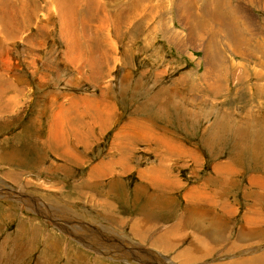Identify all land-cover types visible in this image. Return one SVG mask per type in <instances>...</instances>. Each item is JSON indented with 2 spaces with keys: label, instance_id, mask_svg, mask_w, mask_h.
I'll return each instance as SVG.
<instances>
[{
  "label": "rangeland",
  "instance_id": "1",
  "mask_svg": "<svg viewBox=\"0 0 264 264\" xmlns=\"http://www.w3.org/2000/svg\"><path fill=\"white\" fill-rule=\"evenodd\" d=\"M2 1L0 36L8 41L6 44L0 43V124L5 123L0 126V264H241L247 263V257L264 250V241H251L254 246L249 248L244 224L239 225L233 243L246 238L247 244L241 251L231 253L238 259L233 257L215 263L204 262L200 255L202 253L196 252L199 248L203 252L205 245H193L184 255L174 253L170 256L160 253L165 250L160 246L161 240L144 241L141 245L132 241V238L139 236L142 228L130 221L127 215L131 213L128 210L137 206L134 216L146 215L149 218L151 206L156 205L151 200L152 194H145L133 185L135 169L153 163L159 174L152 175L160 185L163 180L160 181L158 176L165 180L171 178L167 173L162 174V168L166 171L168 165L165 164L174 161L167 162L171 155L160 164L154 162L153 157L148 155V158L139 144L128 146L126 142L121 143L127 140V135L119 137L116 131L123 123L122 119L146 118L144 121L158 127L155 129L159 131L158 135L162 132L174 137L172 130L169 134L159 122L163 123V113L191 124L193 121L198 125L200 118L206 123V111L201 108L207 102L204 95H208L212 100L223 101L225 109L228 108L229 112L235 110L237 115H233L230 125H227V121L218 127L205 124L201 133L205 134L209 129L212 134L207 138H217L220 140L219 146L231 147L235 142L230 141L234 138H225L235 136L236 132L230 130L242 129L245 118L252 120L250 115L253 116L259 109L256 117L258 126L237 137L247 139L240 141L243 160L251 153L249 147H254L253 140L257 136L260 137L258 154L264 158V115L260 112L264 107V0H236L233 5H229L228 0H204L199 8L196 7V0H96L100 8L105 7L110 12V20L90 0V8L89 4L86 7L82 5L83 0H72L70 4H64V0H25L18 4L25 15L22 28L26 27L20 31L18 27L10 29L7 26L12 24L11 17L6 18V13L10 14L13 3ZM234 12L243 19L238 28L235 27ZM62 27H72V45L75 46L72 53L68 52L69 43L62 36ZM86 35L90 38V44ZM15 40L20 42H17L13 52L11 41ZM12 56L20 63H14ZM88 57L103 62L97 76L92 69L95 61L87 62ZM55 75L63 78H55ZM20 79L30 84L29 90L37 96L36 105L48 109V103L40 99L49 95L59 101L63 97L62 101L65 102L62 103L65 104L68 96H60V90L78 97L90 98L95 95L96 116L100 112L98 119L114 122L108 131L86 144L88 148L84 149L87 150L74 147H77L79 158V161L73 162H77V172L65 174L68 170L63 169L64 174L61 175L40 169L39 160L44 157L42 161L46 163L49 157L41 155L35 158L39 151L37 148L45 145L37 143V135L43 138L46 134L49 142H52V137L53 146L59 145L61 154L69 160H76L77 157L67 148L69 141L62 147V141L55 140L57 126L66 120L64 112L61 114L57 111L58 117H54L50 124L48 118L54 111L44 112L41 109L38 112L36 109L39 107L35 106L34 110L38 113L31 116L33 107H24L26 97L23 89L18 88L15 94L2 96L10 88V83L19 82ZM169 87L171 90L167 91ZM163 90L169 93L168 103L174 106L168 107L166 104L167 109L160 114L158 108L150 106L151 101L146 99L153 92L161 93ZM202 90L206 93L203 94ZM26 96L30 97L28 90ZM167 97L164 94V98ZM215 101H212V106L218 107L219 103ZM103 106L108 112L111 110L110 118L106 116ZM240 106L243 108H238ZM85 111L86 107L80 103L77 108L74 107L73 114H80L79 119H82L86 118ZM24 113L26 124L23 121ZM17 118L22 121L17 123ZM224 118H227L226 114ZM98 119L92 120L97 123ZM14 120L17 124L8 126ZM35 120L38 123L36 131L30 127ZM63 124L65 129V122ZM145 131L154 133L152 130ZM93 133H97V128L94 127ZM114 135L118 140L113 141ZM82 136L80 133L77 135ZM75 140L70 139L72 144H77ZM257 148L258 145L254 147L253 156H258ZM191 151L194 154L198 148L192 147ZM178 154L182 153L175 152L173 156L178 160L183 158ZM18 155L20 158H15ZM8 156L12 158L9 162ZM55 159L50 155V165L57 164ZM62 160L71 163L64 158ZM124 162L125 167L121 166ZM107 165L115 171L107 170ZM180 166L179 162L177 170ZM192 167L187 163L181 168L182 174L187 176V171L194 169L195 175L198 169ZM119 168L122 169L119 171ZM91 172L93 174L88 175ZM191 177L188 175L187 180L183 179L182 183L190 179L184 183L183 190L191 185ZM179 179L182 180L181 177ZM159 185L157 190L165 188ZM131 187L136 190L135 195L127 199L126 192ZM148 188L147 191L152 192ZM177 195L176 198L181 200ZM164 202L167 208L175 203V199ZM165 208L157 209L159 218ZM248 210L249 215L245 214V219L249 226L250 222H253V227L258 226L261 221L254 214L257 208L250 205ZM127 221L129 225H126Z\"/></svg>",
  "mask_w": 264,
  "mask_h": 264
},
{
  "label": "crops",
  "instance_id": "2",
  "mask_svg": "<svg viewBox=\"0 0 264 264\" xmlns=\"http://www.w3.org/2000/svg\"><path fill=\"white\" fill-rule=\"evenodd\" d=\"M8 1L13 4L11 6L12 10L9 12L10 14L8 15L6 13V18L10 16L12 22L11 25H7V26L9 28L14 27L16 29L18 27L19 31L24 28L26 29L25 26L22 28L21 25L23 23V20L25 19L24 18L25 15H23V13L21 12L22 8H18V4H21L25 0H20V2L17 4L15 2H11L10 0ZM69 2H71V0H69ZM69 2L68 0H64V4H69ZM82 2H83L82 3L83 6L86 7L89 4V8H90V3L88 0L85 1L83 0ZM94 3L96 4L95 1ZM96 5L98 10L100 5L99 4ZM4 8L8 9L5 6ZM90 11L92 12L91 9ZM7 41L8 40L0 36V43L6 44ZM18 41L19 40L11 41L13 42V47H12L13 52L15 51V47H16L15 45L17 44ZM11 42H9L8 44H10ZM73 48L75 49L74 45ZM12 57L15 60L14 63H20L14 56ZM24 57L26 58V54L24 55ZM90 60H92V58L88 57L87 62H89ZM24 78L26 81L25 71H24ZM55 78L60 79L63 77L59 75H55ZM21 80L24 79H20L19 82L10 83L11 84L10 88L6 92H4L2 96H8L11 94L13 95L17 91L16 89L18 88L23 89L22 92L24 93V98L26 97L24 102L25 104L24 107L26 106L28 108V106L30 105L33 107V114L31 116L37 115V113L41 109H44V112L46 110L54 111L53 115L48 118L50 124L53 121L54 117L56 118L58 117L59 113L57 111H60L61 114L64 112L63 115L65 114L66 120L65 119L62 120L61 125L57 126V132L54 135L55 140L58 139L59 141H62V147L63 145L65 146L67 143L70 142L69 144H67V148H70L73 154H75V156L77 157L76 160H72V161L69 160V158L61 154V148H59V145L57 147L53 146L52 142L54 141V139L52 137H51L52 142H49V138L47 137L46 134H44L43 138H41L40 135H37L36 137L37 143L38 144L42 143L45 145L42 146L41 149L37 148V150L39 151L37 153L38 156L36 155L35 158L41 155H46L47 158L49 157L46 163L42 161L44 157L42 158V160L41 159L39 160V162H41V164H39L40 169L43 170L44 172L52 171L55 174L59 173L61 175L64 174L63 169L68 170V172L65 174H71L73 172H77L78 168L75 166L77 162L75 163L73 162L79 161L78 160L79 158L78 155L76 154L77 147L76 148L74 147L78 146L79 148H82L84 151L87 150L84 149V148H88L86 144L88 142L94 141V139H96L97 136H100L106 131H108V128L111 127V123L114 122H112V120L107 122L106 120L98 119V115H100V112L96 116L95 105L97 104L96 101L97 97H95V95L92 97L90 96V98L88 96L78 97V95L72 94L71 92L60 90L59 93L60 96L64 94L68 96L66 103L65 104L62 103L65 102L62 101L64 100L63 97L59 101L55 97L49 95L47 97H43L42 99H40L43 101V103H48V109L47 108L45 109L40 105L35 104V102H37L35 100L37 96H35L33 93H31V90H29L28 86H30V84L23 81L21 82ZM26 90L29 91L30 97L26 96ZM170 90L171 88L169 87L167 91ZM167 91L163 90L161 91V93L159 91H155L146 99V101H151L150 106L154 105L156 108H158L157 110L160 114H162V112H164L165 109H167L166 104L168 107L174 106V104L168 103L170 100L169 99L170 96ZM204 91L205 90H202L203 94L206 93V91L205 92ZM164 94L168 95L166 99L164 98ZM31 95L33 96V98L31 97ZM204 96L207 102L206 103L204 102L205 105H203L201 109L206 111V115H205V118L207 119L206 123L203 122V119L200 118L198 125H196V122L194 123L192 121L194 127L191 128L192 124L190 122L187 123L188 121L186 120H178L180 118H176L174 115H170L171 117H167V115L169 116V114L163 113V117H164L162 118L163 123H161V121L159 122L161 125H163L164 127L163 130L167 131L169 134L171 133L172 130L174 137L168 134L164 135L165 133L162 132H160V135H158L159 131L155 130L158 129V127L155 126L154 124H150L144 121L146 118L145 119L133 118V119H128L127 121L124 119L121 120V122H123L122 123L123 126L122 124H120L118 126V129L121 126L122 130L117 129L116 131L118 132L119 137H122L123 135L124 136L127 135V140H124L121 143L126 142L128 146H131V144L134 143L139 144L143 148L141 150L143 151L145 150V152L147 153V155L146 154L145 155L148 158H149L148 155L153 157L154 162L157 161L156 163L160 164L164 162L171 155H172L171 158L167 162L171 161L172 159L174 161L170 164H165L168 165L166 171H164L162 168L161 170L162 174L167 173L168 175H171V178L169 180L168 179L165 180L162 177L160 178L158 176L160 181L161 179L163 180L161 181L160 185L158 179H156L155 176H153L154 173L159 174L158 169L156 168V166L154 167L153 163L150 165L139 166V168L135 169L134 172L136 174L135 175L136 177L134 176L133 185L136 186V188L142 189L145 194H152L153 197L151 200L156 205L151 206L149 218L146 215L134 216L135 211L138 208L137 206H134V209L132 207V209L128 210V212H130L131 215H127V217L130 218L131 222L134 221L136 226L139 225V227L142 228V230L139 231V236H137L138 233L136 232L137 237L134 236L135 237L134 239L131 237L132 238L131 240L134 241L137 245L138 244L141 245L142 242L144 241L145 243L148 242L150 243L154 239H156L155 241L157 242L161 240L159 242L162 243L160 244V246L165 248V250L164 251L161 250L160 253H167V255L170 256H172L174 253H182L184 255V253H187L189 249H191V246L193 245L194 246L205 245V250L203 252L200 248L196 250V252L202 253L200 254L201 256H203L201 257V259H206L208 258V256H211V257L220 258L221 260H226L228 258L237 257L233 255L231 256L232 251H238L241 248L244 249V246H246L247 244L246 238L241 240L239 243L234 244L235 243L234 239L236 237V234L238 232V227L240 224H244L243 225V227L245 228L244 230L247 231V234L245 236L249 238L248 240L249 242L247 245L249 246L250 249L254 246V243L251 241H257V242L264 241V158L262 155L258 154L260 152L259 150L260 137L257 136L253 140L255 143V144L253 143L254 147H257L258 145V148L256 149L257 151L256 154H258V156H253V153L255 154V152H254V147L251 145L249 147L251 153L247 155L246 160H243L241 158L240 141H246L247 139L241 140L240 139L241 137H237V135L246 134L248 131L251 130V128H255L258 126L259 123L257 122L256 117L259 115L258 114L259 109H257V113L256 114L254 113L253 116L250 114L247 115V116L250 115V119L252 120L247 121V119L245 118L246 124L244 123L242 125L243 127L242 129H240L239 131L236 129L230 130L233 133L236 132L235 136L229 137L228 135L225 138V140L234 138L230 141V142H235L231 147L219 146L218 142H220V140L217 138H215V140H212L211 138H207V136H211L212 134L211 130L207 129L205 131V134H202L201 133L202 127L204 129L205 124H207V126L209 125L210 127L211 126L218 127L220 126V124H223L224 121H227V125H230V123L233 121V117H234L233 115L235 114L237 115V113L235 110L234 112L233 111L229 112L228 108L225 109V106L223 105V101H217V100L215 101L208 98V95L207 96L204 95ZM79 99L80 102H78ZM12 101L14 102V99ZM212 101L219 103V106L218 107L212 106ZM80 103L86 107L87 110V112L85 111L86 118L79 119V116L81 117L80 114L78 115H76L77 113L73 114L74 107L77 108V105ZM204 103L201 102V104ZM35 106L39 107V109H36L38 111L37 113L34 110ZM60 108L63 109L60 110ZM238 108L242 109L243 106H240ZM262 108L260 112H263L261 114L264 115V110ZM103 110H105V106H103ZM236 110L238 109L236 108ZM251 111L253 112V107L251 108ZM49 112H47L46 114L49 115ZM105 112H106V116L110 118L111 110H109L108 112V110L106 109ZM225 114L227 116L226 119L224 118ZM172 116H174V118ZM76 117L78 119H76ZM201 117L203 118V115H201ZM35 118L38 119V117ZM96 118L98 119L97 123L95 122ZM18 119L19 118H17V120ZM23 119H25L23 120L25 122L26 113H24ZM72 119H74V123H72ZM15 121L16 120L11 122V125L8 126L14 127L15 124H17L22 120L19 119L17 123H15ZM36 121L37 120H35L33 125L30 126L34 131H36V125L38 124ZM63 122H65L66 124L65 129L63 127L64 125ZM202 122L204 123V125L202 124ZM263 123L264 122H262V124ZM4 124L5 123L0 124V126L1 125L3 126ZM33 127H35V129ZM94 127L97 128V133L95 134L93 133ZM145 130H150V131L152 130L154 133L151 132L148 133ZM142 132H146V133H142ZM79 133L83 136L77 137ZM115 136L116 135L113 136L114 139L113 141L118 140L115 139ZM49 137H50V130H49ZM71 138L72 140L76 138L75 142L77 144H72V142L70 141ZM8 140L10 142L13 141L12 139H8ZM192 147L195 148L197 147L198 152L194 151V154H192L191 151ZM164 150L166 152H164ZM103 151L104 150H102V152ZM175 152L182 153L178 155H182L183 158L178 160L176 157L173 156L175 155ZM50 155H52L54 159L55 158L57 159V160L55 159V162L57 164L50 165L49 163ZM121 155L122 154L120 153V156ZM8 157L9 159L7 161L9 162L12 160V158H10V156ZM33 157L34 156L32 155L31 158ZM125 157L126 155H124L123 161H125ZM198 157H201V159ZM206 157L211 160L210 161L206 160L205 159ZM15 158H20V157L18 155ZM22 158H26V157H22ZM61 158L70 161L72 164L63 161ZM243 158L245 159V157ZM179 162L181 166L177 170L176 165L178 166ZM187 163L189 166H193L192 168H196L198 170L195 175H194L195 173L194 169H192L191 171H187L188 172L187 176L188 175L192 176L191 177L192 183L190 186L186 187L187 190H183V188L185 187L184 183L190 180L189 179L188 181L182 183L183 179L186 180L188 179L186 174H182L181 172V168H184L187 165ZM121 166L125 167L126 163L124 162ZM173 166L175 172L173 171ZM36 167H38V165ZM106 169L109 170L110 166L107 165ZM121 169L122 168H119V171ZM110 171L114 172L115 170H113L112 168L110 169ZM87 172L88 170L86 171V173ZM93 172H95V170H93ZM93 172H91L88 175L93 174ZM164 176H166V174ZM179 177H181L182 180L179 179ZM204 178L205 180L203 184H201ZM158 185L160 187L164 186L165 188L163 189L162 187L161 190H157ZM147 187H149L148 189L151 190L152 192L147 191ZM127 190H129V192H126L127 199L135 195L136 190L133 187L128 188ZM177 194L180 195L181 200H178V198H176ZM147 197L149 196L147 195ZM156 199L158 201H156ZM166 199H172V200L175 199V203L172 202L173 205H170L169 207L165 208L164 200ZM106 202L108 203V200H106ZM250 205H253L257 208V211L254 214L261 221L258 226L253 227L252 225L253 222L252 223L250 222V226H249V222H247V220L245 219V214L249 215L248 208ZM159 208L161 209L165 208L164 214H162L160 218L156 213L158 211L157 209ZM153 220L154 221L156 220V222H152ZM235 222H237L238 225L237 228L234 229L233 238L229 240V236L231 231L233 230V225ZM126 225H129V221L126 222ZM148 225L151 226L149 227ZM252 228H256V230ZM127 229L129 230V228ZM226 253H230V254H226ZM257 253L258 255L256 254L253 257H247L245 259L248 264H264V250L259 251ZM236 261L238 260H235V262ZM216 262H219V260H217Z\"/></svg>",
  "mask_w": 264,
  "mask_h": 264
},
{
  "label": "bare ground",
  "instance_id": "3",
  "mask_svg": "<svg viewBox=\"0 0 264 264\" xmlns=\"http://www.w3.org/2000/svg\"><path fill=\"white\" fill-rule=\"evenodd\" d=\"M1 1V3L3 2L2 0H0ZM58 2H62V0H58ZM68 2H69V0H68ZM71 2H72V0H71ZM75 2V1H74ZM77 2H79L78 0H77ZM92 2V1H91ZM137 3V2H136ZM69 4H70V2H69ZM73 4V3H72ZM62 5V3L60 4V6ZM77 5V4H76ZM88 7H89V5H88ZM71 8V7H70ZM60 9H62V8H60ZM60 12V11H59ZM68 16V15H67ZM122 16V15H121ZM118 18V17H117ZM62 19H63V15H62ZM107 19V18H106ZM119 19V18H118ZM115 20V19H114ZM63 21V20H62ZM107 21V20H106ZM65 22V21H64ZM108 22V21H107ZM64 25H66V22L65 23H63ZM63 25V26H64ZM72 32L70 31V29H68L67 27L65 28V27H63V30H62V36L67 40V42L69 43V45H68V52L69 53H72L73 51H74V48H73V41H72V34H71ZM87 37H86V39L88 40V39H90L89 37H88V35H86ZM77 39V38H76ZM75 41V40H74ZM91 41V40H90ZM88 43H89V40H88ZM86 44V43H85ZM90 44V43H89ZM87 50H89V48L87 47ZM88 52H90V51H88ZM82 54V53H81ZM103 54V53H102ZM7 60V59H6ZM93 61H95L94 63H93V73H94V75H98V72H100V67H103L102 66V63H101V61H100V63H99V61L98 60H96V59H93L92 58V60H90L89 62H93ZM92 64V63H91ZM108 64V63H107ZM105 67V66H104ZM92 71V70H91ZM97 73V74H96ZM220 77V76H219ZM8 104V103H7ZM196 259V258H195ZM239 261V260H238ZM263 261V260H262ZM241 264H248V263H241Z\"/></svg>",
  "mask_w": 264,
  "mask_h": 264
}]
</instances>
